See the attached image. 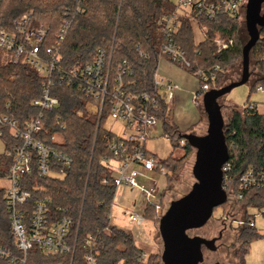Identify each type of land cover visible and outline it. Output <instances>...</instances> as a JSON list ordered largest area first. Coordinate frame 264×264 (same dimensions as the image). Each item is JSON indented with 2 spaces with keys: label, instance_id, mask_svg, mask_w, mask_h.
Listing matches in <instances>:
<instances>
[{
  "label": "trees",
  "instance_id": "1",
  "mask_svg": "<svg viewBox=\"0 0 264 264\" xmlns=\"http://www.w3.org/2000/svg\"><path fill=\"white\" fill-rule=\"evenodd\" d=\"M78 8L80 11L76 13L62 48L63 67L68 69L77 62L90 63L97 50L102 49L109 58L112 55L111 74L115 78L120 64L127 61L132 73L124 76L126 92L157 96L158 104L151 111L162 122L164 135L173 143L174 151L181 148L187 154L192 152L188 142L181 147L184 133L171 121V107L158 94L155 85L163 41L159 21L172 13L173 0H5L0 9V22L8 28L13 20L33 12L30 27L49 26L48 40L45 42L47 47L54 42L60 30L64 12L69 9L73 13ZM237 18L224 16L218 22H206L210 36L219 34L234 39V46L218 54L210 42L196 45L195 32L189 20L183 21L176 35L177 43L186 51L192 63L191 73L199 69L212 70L214 67L221 70L216 78L209 81L211 89L231 80L234 76L227 74L228 69L236 67L242 60L245 43L242 45L238 40ZM251 55L257 69L256 77L248 83L250 93L242 111L234 107L232 117L224 127L229 149L227 163L231 165L230 188L234 190L237 189L240 175L246 170L264 171V114L251 100L259 87L264 88V27ZM43 83L42 77L31 67L0 59V112H5L6 104L10 102L12 113L20 122L36 115L38 110L32 106V102L40 97ZM199 93L201 98L203 92ZM53 95L59 98L60 105L55 111H47L46 115L50 118L59 116L65 124L66 128L62 131L65 143L61 148L71 156L73 166L69 174L62 178L39 180L37 183L45 189L43 195L50 199L52 210L61 208L75 219L70 243H77V248L74 257L47 256L33 249L29 253L28 264H86L85 255L91 251L86 246L89 235L94 237L93 251L98 253L101 264H160L156 255L143 259L144 251L137 246L134 235L111 224L110 215L117 188L104 161L112 156L109 143L120 140V137L104 128L108 107L98 122L95 115L87 112V99L75 87L55 86ZM200 98L198 106L201 104ZM5 138L8 142L11 140L8 131ZM172 157L173 154L166 161L162 160L169 173L179 168L178 161L173 165L168 162ZM10 164L11 158L0 153V178L8 174ZM170 178L169 174L167 182ZM104 179L107 181L105 184ZM227 192L230 193V190ZM234 202L229 200L222 206L224 213L232 203L245 207L244 217L233 221L243 222L237 226V243L240 247L235 257L239 264H246L252 242L263 237L260 230L252 225L255 215L250 214L249 210H260L264 215V188L251 189L242 200ZM161 216L160 211L151 205L144 210L145 219L155 225ZM108 227L109 231L106 230ZM0 246L19 254L3 188H0ZM0 264L7 263L0 261Z\"/></svg>",
  "mask_w": 264,
  "mask_h": 264
},
{
  "label": "built area",
  "instance_id": "2",
  "mask_svg": "<svg viewBox=\"0 0 264 264\" xmlns=\"http://www.w3.org/2000/svg\"><path fill=\"white\" fill-rule=\"evenodd\" d=\"M4 1L0 0V9ZM247 4L248 0H178L172 13L159 21L163 35L160 58L167 57L170 62L191 73L192 63L176 41L183 21H190L196 45L210 42L218 54L234 46V39L219 34L210 36L206 22H218L224 16L237 18L243 14ZM79 11L78 8L73 13L69 9L64 12L60 30L54 42L47 47L45 42L49 26L30 27L33 12L13 20L8 28L0 22V58L31 67L44 81L40 97L32 102L38 110L36 115L20 122L13 115L10 102L6 104L5 112H0V151L11 158L9 172L4 177L6 208L19 252L16 254L0 246V261L7 264H28L29 253L33 249L47 256L74 257L76 252L77 243H70L75 219L61 208L52 210L50 199L43 195L45 189L37 183L39 180L62 178L69 174L73 166L71 156L61 148L65 124L59 116L50 118L46 115L47 111H55L60 105L59 98L53 95L55 86H73L81 92L87 99V112L95 115L98 122L105 115L106 107L107 118L124 122L126 134L120 140L109 143L112 156L105 159L104 165L117 190L124 185L136 188L146 194L147 203L142 207L137 202L124 207L123 216L132 224L142 225L146 221L144 210L148 205L158 211L163 208V192L157 176L167 178L169 171L162 165L161 159L147 150V142L160 122L151 111L157 106L158 98L148 93H127L124 76L132 73V67L124 61L118 67L117 76L112 78V55L109 58L102 49L97 50L90 63L77 62L68 69L63 67L62 48ZM220 71L214 67L191 73L203 81L193 92L196 101L200 98V91L204 95L211 90L209 81L216 78ZM155 85L161 97V90H165L167 98H162L168 103L179 89L176 83L164 80L158 70ZM258 91L263 92L264 88L259 87ZM6 131L11 137L9 142L5 138ZM230 172L231 165L226 163L223 166V188L226 192L230 190V193L227 192L228 201L242 200L247 191L264 188V171L248 169L243 172L236 190L230 188ZM140 177L146 178L151 185L146 187L140 183ZM106 182L104 179L103 184ZM252 225L255 226V219ZM106 230L109 231V227ZM86 246L91 249L85 255L86 264H101L98 253L93 251L92 235L87 237ZM143 259H146L145 254Z\"/></svg>",
  "mask_w": 264,
  "mask_h": 264
},
{
  "label": "rangeland",
  "instance_id": "3",
  "mask_svg": "<svg viewBox=\"0 0 264 264\" xmlns=\"http://www.w3.org/2000/svg\"><path fill=\"white\" fill-rule=\"evenodd\" d=\"M178 0H173L174 4ZM245 12L246 8L237 19L236 23L238 25V40L242 43H246L248 40V34L246 30L245 24ZM264 12V5L262 8V13ZM2 59V58H0ZM241 59L236 67L228 69L227 74L230 76H234L231 80L224 83L222 86L228 84L230 81L237 80L242 72V64ZM251 72L252 77L250 82H252L257 73V69L254 67V58L251 55ZM198 79V77H197ZM196 79V80H197ZM197 89L200 87V79L194 81ZM221 86V87H222ZM220 88V87H219ZM162 97L164 99L167 98V93L165 90H161ZM250 93V84H245L239 87L234 88L229 94L220 99V104L222 105V114L224 116L225 125L230 121L232 117V111L234 107L241 112L247 101L248 95ZM201 104L199 106L200 109V121L199 123L193 127V132L197 135H204L208 129V119L207 115L203 109L202 97L200 98ZM252 101L258 102L259 109L261 113H264V91L252 95ZM170 105V104H169ZM171 106V105H170ZM195 107L190 102L187 105L180 106L177 109L176 115L180 116L182 113H192L195 111ZM163 124L162 122L158 123L157 128L158 131L153 132L151 134L150 141L147 142V150L157 156L159 159L166 161L172 154L173 157L168 162L170 164H175L178 161L179 168L176 172L170 171L171 178L167 182V178L158 177L159 185L163 192V208L160 210V214L162 216L168 210L172 201L177 200L184 195H186L192 188L195 183V178L193 175V166L195 162V149L192 148V152L187 154V151L181 148H177L174 151L173 143L164 135L162 130ZM104 128L109 132H112L119 137L120 135L126 133L125 125L123 121L116 120L112 117H108L105 120ZM62 143H65V135L62 136ZM187 144V141L183 143L180 141L181 147ZM1 153V151H0ZM2 154V153H1ZM139 182L144 184L146 187H149L151 183L144 177L139 178ZM0 188L4 189V178H0ZM130 200H138L139 207L144 206L147 203L146 194L141 193L138 189L134 188L129 192ZM235 203V202H233ZM228 207V209L224 213V207H218L214 213L212 218L208 221V223L199 229H194L189 231L191 236H202L207 239H213L218 237L220 232L223 233L222 239L218 240L216 243L217 250L210 251L207 248L204 250V261L201 264H239L238 259L235 257L236 251L239 249V244L237 243V238L239 235V222L233 221L240 220L244 217L245 207L240 204H233ZM250 214L256 215L255 223L256 227L260 230L263 235L262 238L252 242L249 248V254L246 257V264H264V215L260 210L251 208L249 210ZM161 216V217H162ZM113 224L118 225L119 227L130 231L136 241L140 244H148L144 249L145 258L148 256H158L160 259V264L162 263V252H163V241L159 232V223L157 225L153 224V222L146 220L142 225H136L129 222V220L123 216V212L118 208L113 209Z\"/></svg>",
  "mask_w": 264,
  "mask_h": 264
},
{
  "label": "water",
  "instance_id": "4",
  "mask_svg": "<svg viewBox=\"0 0 264 264\" xmlns=\"http://www.w3.org/2000/svg\"><path fill=\"white\" fill-rule=\"evenodd\" d=\"M263 5L264 0H248L246 6L248 40L243 45L240 77L203 95V109L208 119L206 134L182 135L183 140L196 151L192 170L196 181L186 195L171 202L160 218L163 264H201L204 261V246L210 251L216 250L217 238L191 236L189 231L205 226L212 218L215 208L228 201V194L223 188V166L229 159V149L224 134L225 120L220 99L251 80V53L260 39V30L264 27Z\"/></svg>",
  "mask_w": 264,
  "mask_h": 264
},
{
  "label": "crops",
  "instance_id": "5",
  "mask_svg": "<svg viewBox=\"0 0 264 264\" xmlns=\"http://www.w3.org/2000/svg\"><path fill=\"white\" fill-rule=\"evenodd\" d=\"M158 71L160 76L163 77L164 80L174 82L179 86V89L175 93L174 99L169 103L171 105V106L169 105L171 107V113H170L171 121L183 133L193 132L192 129L194 126H196L199 123L201 116L199 106L193 96V92L198 90L196 85L194 84V81L199 80V78L197 79V77L194 76L193 74L182 70L181 68L170 62V60L167 57H162L159 59ZM190 100H191V104L195 107L196 110L193 113L192 111H190L189 113H185V114L182 113L180 116H177L176 115L177 109L180 108V106L185 107L187 103L190 102ZM254 103L256 104L260 112L258 102H254ZM155 131L157 132L158 128H156V130H154L153 132ZM125 134L126 133L120 136H124ZM132 189L134 188L124 185L117 190L114 199L113 209L115 207L121 210V212H123L124 207L139 202L138 200H133V201L130 200L129 192ZM113 209H112V220H111L112 225H113ZM136 244L143 251L147 247L146 245H148V244H144V245L140 244L137 241Z\"/></svg>",
  "mask_w": 264,
  "mask_h": 264
},
{
  "label": "flooded vegetation",
  "instance_id": "6",
  "mask_svg": "<svg viewBox=\"0 0 264 264\" xmlns=\"http://www.w3.org/2000/svg\"><path fill=\"white\" fill-rule=\"evenodd\" d=\"M222 237H223V233L220 232V234L218 235V237H216V238H217L216 243H217L218 240L222 239ZM216 243H215V244H216ZM216 250H217V246H216ZM214 251H215V250H214Z\"/></svg>",
  "mask_w": 264,
  "mask_h": 264
}]
</instances>
